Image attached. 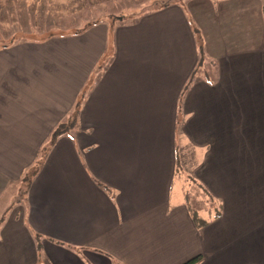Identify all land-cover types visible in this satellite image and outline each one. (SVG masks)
Wrapping results in <instances>:
<instances>
[{"label": "crops", "instance_id": "0c3cea01", "mask_svg": "<svg viewBox=\"0 0 264 264\" xmlns=\"http://www.w3.org/2000/svg\"><path fill=\"white\" fill-rule=\"evenodd\" d=\"M182 176L210 207L192 210ZM196 257L264 264V0L0 47V264Z\"/></svg>", "mask_w": 264, "mask_h": 264}, {"label": "rangeland", "instance_id": "374dc122", "mask_svg": "<svg viewBox=\"0 0 264 264\" xmlns=\"http://www.w3.org/2000/svg\"><path fill=\"white\" fill-rule=\"evenodd\" d=\"M184 0H0V47L10 40H42L51 34H74L88 24L106 22L116 25L131 22L153 9ZM15 41V42H17ZM14 42V43H15ZM189 205L197 202L210 207L209 195L197 184L182 176ZM27 188V187H26ZM44 258V257H43Z\"/></svg>", "mask_w": 264, "mask_h": 264}, {"label": "trees", "instance_id": "16d2710c", "mask_svg": "<svg viewBox=\"0 0 264 264\" xmlns=\"http://www.w3.org/2000/svg\"><path fill=\"white\" fill-rule=\"evenodd\" d=\"M168 5V4H167ZM166 6V5H165ZM163 7V6H162ZM160 8V7H159ZM159 8H156V9H153V10H157V9H159ZM141 15H138L137 17L135 16V17H132V19H130V21H136L139 17H140ZM90 25H91V23L90 24H88V26H86V28H88V27H90ZM85 28V29H86ZM81 31H83V30H78L76 33H80ZM196 34H197V39H198V42H199V46H200V51H201V55H202V57H201V61H200V65H199V67H201V66H203L204 65V62H205V57H204V55L202 54L203 53V46H202V40H201V38H200V36H199V31L197 30L196 31ZM56 35H60V34H56V33H54V34H49V35H46V37L45 38H42V39H47V38H50V37H53V36H56ZM15 41H17V40H15V39H13V40H10V44H5L4 46H8V45H12ZM18 42V41H17ZM77 121H78V111H75V113H73L72 115H71V117L69 118V120L67 121V122H65V123H62V124H60L57 128H56V130L54 131V133H53V135H52V138H51V144H53L60 136H63L64 134H68L71 130H73V128L75 127V125H76V123H77ZM50 144V146H52ZM47 150H48V148H46L45 150H44V152H43V155H42V158L41 159H39V161H37V163H36V165H35V169H33V171H31V172H27L26 173V175L24 176V180H25V183L26 184H28L30 181H31V179H32V176H34V175H36V173L38 172V170H39V168H40V166L42 165V163H43V159H44V157H45V155H46V153H47ZM28 185H26V187H27ZM197 220H199L198 222L199 223H201L200 221L202 220V219H200L198 216H197ZM200 257H196V258H194V259H192V260H190V261H188V262H186L185 264H198L199 262H200Z\"/></svg>", "mask_w": 264, "mask_h": 264}]
</instances>
